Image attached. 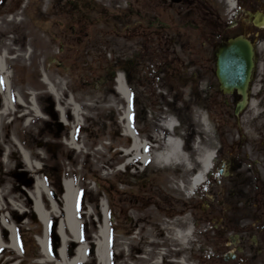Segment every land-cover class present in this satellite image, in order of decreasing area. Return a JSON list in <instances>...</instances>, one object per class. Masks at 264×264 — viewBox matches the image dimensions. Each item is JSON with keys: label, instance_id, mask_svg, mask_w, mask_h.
<instances>
[{"label": "rangeland", "instance_id": "obj_1", "mask_svg": "<svg viewBox=\"0 0 264 264\" xmlns=\"http://www.w3.org/2000/svg\"><path fill=\"white\" fill-rule=\"evenodd\" d=\"M110 1L103 8L130 13L127 22L131 26L136 27L144 16L138 0ZM61 2L0 0V216L9 215L7 223L14 219L22 229H31L34 222L38 224L32 212V204L37 203L48 213V221L51 216L52 225L58 226L64 218L59 211L63 204L60 198L63 179L75 175L79 179L85 172H92L114 185L113 216H107L104 222L103 210L107 212L109 208L107 199L90 179L85 183L88 196L82 212L87 226L84 234L86 239L89 238L83 264H100L97 251L105 260L109 254V239L114 249L112 264H208L200 250L205 245L200 232H192L181 244L174 233L187 232L189 227L180 229L173 220H165L158 207L167 183H171L179 201H190L183 192L187 189L181 190L178 183H185L200 168L196 160L197 144L216 151L221 149L225 139L236 134L239 121L235 120L236 125H233L231 118H234L233 107L238 98L211 94L212 104L209 105L201 104L207 99L198 94L195 101L200 102L192 110L193 116L184 119L179 126L183 127L180 142L191 170L183 165H159L152 158L145 165L129 159L124 153L130 148V141L123 134L127 122L122 120L126 103L115 90L114 77L108 75L116 63L131 55L129 51L135 49L137 41L122 39L119 34L117 39L111 37L110 30L121 33L124 27L110 24L93 29L94 39L86 29L89 36L84 39L75 22L78 13L71 8L65 9ZM214 2L220 12L227 17L232 15L234 9L228 8L226 0ZM242 2L241 8L246 11L264 12V0ZM138 12L141 13L137 15ZM151 15L149 13L148 17ZM169 16L171 18H166L164 24V61L176 62L177 73L169 77L166 72L165 81L161 83L203 88L207 82H212L213 48L205 50L201 58L190 57L187 48L193 31L188 27L179 29L173 15ZM248 33L249 28L245 26L239 35L247 36ZM257 53L258 62L264 64V29L261 30ZM201 66L211 72L202 73ZM118 73L125 77L120 70ZM262 74L256 73L252 97L259 91ZM43 76L48 83L44 82ZM194 96L184 92L178 101H194ZM247 111L248 118L256 113L255 110L252 114L248 106ZM45 163L61 176L55 209L48 202L47 190L38 180L43 176L42 169H46ZM131 166L135 168L133 172ZM130 175H133L135 191L139 193V203L132 207L127 187ZM142 180L147 181V188L146 193L140 195L137 181ZM37 184L39 188L35 192ZM74 185L79 190V183L74 182ZM164 223L172 226L165 227ZM110 226L113 227L111 234ZM4 227L0 217V264H3L1 259L5 264L13 261L21 264L23 256L17 257L6 247L8 242L1 244L3 237L8 235ZM99 230L108 238L100 239ZM62 233L67 239L64 258L70 264L79 245L72 241L64 226ZM41 238L33 236L37 258L25 259L23 263L65 264L55 257L57 242L51 244L53 254L47 258L41 256L38 244ZM40 258L41 263L38 262Z\"/></svg>", "mask_w": 264, "mask_h": 264}, {"label": "flooded vegetation", "instance_id": "obj_2", "mask_svg": "<svg viewBox=\"0 0 264 264\" xmlns=\"http://www.w3.org/2000/svg\"><path fill=\"white\" fill-rule=\"evenodd\" d=\"M109 2L62 0L61 4L65 9L71 8L78 13L75 22L84 39L89 36L86 29L94 39L93 29L101 24H110L124 27L121 33L116 29L110 30L111 37L117 39L120 35L122 39L137 41L135 49L129 51L131 55L125 61L116 63L108 75L114 77L117 71L122 70L128 80L126 110L130 146L132 139L138 138L144 142V151L153 155L163 149V139L174 136L181 141L183 127L179 126L184 119L193 116L192 110L200 102L195 101L198 94L207 99L201 104L209 105L212 104L211 94L238 98L231 120L233 125L238 120L239 127L236 134L231 139H225L221 149L215 151L205 181L189 196L192 176L185 183H178L181 190L187 189L183 192L190 201L186 202L177 199L171 183L165 184L158 207L160 213L165 220H173V224L180 229L189 227L190 234L196 230L200 232L205 239V245L200 250L208 264H264V64L257 60L258 41L263 28L241 19L247 18L245 8H241L242 0H236L235 9L229 17L220 12L214 0H138L144 16L136 27L127 22L130 13L104 9L103 6ZM149 13L152 14L150 17ZM169 15H173L177 22L175 26L179 29L188 27L193 31L187 48L190 57L201 58L205 50L213 48L212 82H207L203 88L163 85L166 72L169 77L177 73L176 62L164 61V24L166 18H171ZM245 26L249 28L247 38L254 50L253 75L246 101L248 108L251 100L256 104V113L251 112L254 113L251 118H248L246 107L238 115L234 114L235 105L241 97L236 90L222 93L215 76V49L221 42L243 33ZM203 47L206 49L203 50ZM200 68L202 73L211 72L203 66ZM261 72L259 91L255 89L257 93L252 97L256 73ZM184 92L195 95L194 101H178ZM171 119L176 126L169 130L165 128V123ZM130 169L131 172L135 170L133 166ZM134 180L130 175L127 182L131 207L139 203ZM146 182L137 181L140 195L146 193ZM164 226L170 228L172 225L164 223Z\"/></svg>", "mask_w": 264, "mask_h": 264}, {"label": "bare ground", "instance_id": "obj_3", "mask_svg": "<svg viewBox=\"0 0 264 264\" xmlns=\"http://www.w3.org/2000/svg\"><path fill=\"white\" fill-rule=\"evenodd\" d=\"M227 6L228 8L231 10L234 8V3L232 0L227 1ZM1 70V69H0ZM43 80L45 83H48L46 81V77L43 76ZM51 88V87H50ZM116 92L121 96L122 100H126L127 99V88L126 85L123 81V77L122 75H118L117 80H116ZM249 108L251 112H255L256 110V104L254 100L250 101L249 104ZM122 120L126 122L127 120V114H126V110H124L123 115H122ZM174 126H176L175 122H173L172 120H168L165 123V128L171 130V128H173ZM125 136H129V129H128V125L127 123L124 125V133ZM163 143V149L158 152L153 154V157H150L149 154H147L144 151V144L140 141H138L137 139L133 138L132 139V145L130 146V148L125 151V155L129 157V159L131 160H136L138 161L139 164H146L148 163L151 158L153 161H155L157 164L159 165H164V166H175V165H183L185 168H189V170H191V165L186 157V155L183 152V148H182V144L178 139L173 138L172 136L163 139L162 140ZM196 151H197V162L200 166V168L192 175V178L190 180L191 184L189 187V191L187 193V195L189 196L192 192L193 189H196L200 184H202L207 176L208 171L210 170L211 167V162H212V150H209L207 148H205L204 146L197 144L196 145ZM40 182L43 184V181L40 179ZM66 187L64 188V192L62 195V214H64V218H63V223L62 226H64L66 228V230L69 233L70 238H72V241H74L75 243H78V245H80V247H77L75 250V256L73 257V259L70 261V264H83L84 260H85V253L87 250V246L85 245V243H83V241L80 240L79 238V219L76 216V196H77V190L76 187L74 185V183H72L71 181H68L65 185ZM38 184L35 187V192H38ZM48 195V194H47ZM48 199L52 205V209H55V205L53 203V201H51V199L48 196ZM33 212L36 215L37 219L43 223L45 226L48 224V216H47V212L45 209H42V207L40 205H38L37 203L34 204L33 206ZM73 219V221H72ZM105 222V220H104ZM5 228L9 230V243H8V248H10L11 250H15V241H14V236H13V227L12 225H7L4 224ZM62 226L59 227L60 230V239L62 241V246H64V248L62 247L60 249V251L57 252V255L55 256L57 259H60L61 261H65L66 260L64 258V253L66 250V242L67 239L64 236V234L62 233ZM190 235V230L188 229L187 232H180V231H175L174 236L175 239L180 242L181 244H184L187 239L189 238ZM98 237L100 239H107V235L106 233H104L102 230H100V232L98 233ZM47 240L45 239H40L39 243L42 249V256L44 258H47V256L49 255V253L46 251V242ZM2 246V245H1ZM16 251V250H15ZM48 253V254H47ZM97 257H98V261L100 264H110L109 262V254L107 255V258L105 260H103V257L101 256V254L99 253V251H97L96 253ZM40 262H43L42 260Z\"/></svg>", "mask_w": 264, "mask_h": 264}, {"label": "trees", "instance_id": "obj_4", "mask_svg": "<svg viewBox=\"0 0 264 264\" xmlns=\"http://www.w3.org/2000/svg\"><path fill=\"white\" fill-rule=\"evenodd\" d=\"M46 169H42L43 172L41 173L43 175V179L46 183V185L50 188V192H51V196L52 198L56 201H58V193L56 192V190L58 189L59 191V185H60V181H61V176L60 174L57 173V171H53L49 168L48 164L45 163ZM44 167V166H43ZM42 167V168H43ZM41 170V171H42ZM75 176H68L67 178H71L74 182H78L79 183V192H78V198H77V211H78V217L83 221L81 224V233L82 235L86 232L87 226L85 224V214L82 213L85 211V207H86V199H87V192L86 189L88 188V186H86L87 184H85L86 182H88L90 179L93 180V182L95 183V185L98 187V189L103 192L106 196V201L107 204L109 206L108 208V214L110 217L113 216L112 212H111V199H112V193H113V187L114 185L107 180H103L102 178L99 177V175H95L92 172H85L81 178L77 179L75 178ZM55 180H58V183H55ZM90 180V181H91ZM83 182V185L80 184V182ZM124 183V182H123ZM61 189V188H60ZM63 194V190L62 193L60 194V198ZM58 204V203H57ZM61 208V206L59 207ZM9 213V211H7ZM82 213V215H81ZM14 213L11 212L10 215L12 216ZM14 216V215H13ZM12 216V218H13ZM32 219L33 216H31ZM11 218V219H12ZM31 219V221H32ZM53 220V219H52ZM31 221H29V223L31 224ZM11 222L13 223V225L15 226V230H16V234H17V241H18V245H19V249L20 252L23 256V259H21L20 263L21 264H28L26 262L23 263V261L25 259H33V258H37L36 257V250L34 247V240H33V236H42V225L38 222V224H36V222H34V226L30 229H22V225L19 222H16L14 219L11 220ZM55 226L56 225H52V223L50 224V228L48 230V241H49V247L50 250H53V246H51V244H55V242H57V245H59V241L57 238V235L55 233ZM113 231V227L111 226L110 228V234ZM28 232V233H25ZM26 235V236H25ZM85 236V237H84ZM27 237V240H26ZM111 237V236H110ZM83 238L85 241H89V238L86 239V235H83ZM3 240L6 242L7 241V236L3 237ZM58 247V246H57ZM57 249V248H56ZM113 253H114V249L111 246V240H110V256L111 259L113 258ZM1 263L5 264V262H3V260H1Z\"/></svg>", "mask_w": 264, "mask_h": 264}, {"label": "water", "instance_id": "obj_5", "mask_svg": "<svg viewBox=\"0 0 264 264\" xmlns=\"http://www.w3.org/2000/svg\"><path fill=\"white\" fill-rule=\"evenodd\" d=\"M179 2V0H175ZM256 27L264 25V13H245ZM216 69L215 76L219 88L223 93L238 91L241 100L236 104L234 114L238 115L246 106L247 89L251 81L253 71V47L251 43L242 36L229 39L221 43L215 54Z\"/></svg>", "mask_w": 264, "mask_h": 264}]
</instances>
